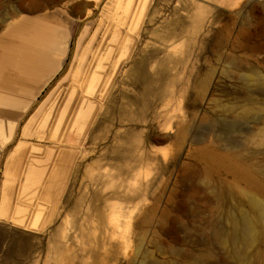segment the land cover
Segmentation results:
<instances>
[{"label":"rangeland","instance_id":"rangeland-1","mask_svg":"<svg viewBox=\"0 0 264 264\" xmlns=\"http://www.w3.org/2000/svg\"><path fill=\"white\" fill-rule=\"evenodd\" d=\"M41 1L0 0V264L264 257V0Z\"/></svg>","mask_w":264,"mask_h":264},{"label":"bare ground","instance_id":"bare-ground-1","mask_svg":"<svg viewBox=\"0 0 264 264\" xmlns=\"http://www.w3.org/2000/svg\"><path fill=\"white\" fill-rule=\"evenodd\" d=\"M23 6V4L22 3H20L19 4V7H22ZM46 5H45V2L43 1H41V0H31V4H30V8H31V10H33V11H39L41 8H44ZM127 6V5H126ZM128 7H129V5H128ZM127 7V8H128ZM124 9V8H123ZM89 12V10L87 9L86 10V13H88ZM123 12V11H122ZM124 20V19H123ZM32 22H33V20H32ZM22 26V25H21ZM24 26V25H23ZM32 28V27H31ZM27 29V28H26ZM30 29V28H29ZM35 29V28H34ZM22 30H24V28L22 29V28H19L18 30H14V28H11V32H12V34L14 33V34H19L18 36H19V40L22 42V43H24V44H29V43H34V42H36L37 40H39V38H38V36L37 35H35V32L33 33V32H31L30 31V33L32 34V36L31 37H28L27 36V33H25L24 31H22ZM31 30V29H30ZM27 32H28V30H27ZM9 33H10V31H9ZM29 33V34H30ZM28 34V35H29ZM5 36V35H4ZM11 36V35H10ZM111 37V36H110ZM10 38H12V36L10 37ZM17 38V37H16ZM38 38V39H37ZM15 39V38H14ZM13 39V40H14ZM45 38L44 37H42L41 36V41L42 40H44ZM28 46H30V44L28 45ZM50 47H53L54 48V42H53V39H51V45H50ZM27 48V47H26ZM25 48V49H26ZM23 49H24V47H23ZM1 50V49H0ZM4 50V49H3ZM23 51V50H22ZM25 51H27V50H25ZM5 54L4 55H2V54H0V55H2V57H0V58H2L3 59V61H8L9 63H7L8 64V67H9V64H10V66H11V64L13 63V62H15L16 61V58H15V56L13 55V53H12V55H11V49H6L5 51ZM114 52V51H113ZM26 53V52H25ZM22 55H23V53H22ZM28 55V54H27ZM102 55V54H101ZM24 57H25V55H24ZM29 57H30V54H29ZM101 57V56H100ZM96 58V57H95ZM99 58V57H98ZM23 59V58H22ZM40 60V59H39ZM99 60H100V58H99ZM93 61H95L94 59L92 60V63L91 62H89V64L87 65V67H86V70H85V72H86V75L84 76L85 78H84V81H85V79L88 77V75H92V79H91V82L88 84L89 86H87L88 88H87V90H86V93H85V96H87L88 94H89V91L92 89V86L94 85L93 83H94V80H95V76L96 75H99L100 77H103L101 74H102V71H101V74H99L98 73V70H103V68H102V64H98L97 63V65H94V63L95 62H93ZM2 62V61H1ZM49 66H48V72H46V73H44V75L41 77V81H42V79L43 80H45L46 79V77H48L49 76V74H51V72H53L54 70H55V65L57 64V62H54L53 60H52V58H50L49 59ZM15 64H16V62H15ZM27 64V63H26ZM17 65V64H16ZM16 65L14 66L13 65V67L15 68L16 67ZM35 65V64H34ZM99 65V66H98ZM30 66V65H29ZM39 66V65H38ZM84 66H85V63H83L82 61L79 63V66H78V68L76 69V72H75V74H76V78L78 79L80 76L82 77L83 76V74L85 73L84 72ZM95 66V70L94 71H92V68ZM98 66V67H97ZM6 67V66H5ZM33 67V66H32ZM31 67V68H32ZM11 68V67H10ZM13 69V68H12ZM39 69V68H38ZM16 70V69H15ZM4 71V70H3ZM22 71V70H21ZM33 71V70H32ZM55 72V71H54ZM18 73V72H17ZM92 73V74H91ZM31 75V74H30ZM29 75V76H30ZM39 77V76H38ZM4 79V78H3ZM8 79H10V78H8ZM7 80V79H6ZM16 80H18V79H16ZM15 80V81H16ZM10 82V81H9ZM12 82V81H11ZM17 82V81H16ZM15 83V82H14ZM7 84V83H6ZM10 84V83H9ZM8 84V85H9ZM83 84V83H82ZM93 84V85H92ZM99 84V83H98ZM7 85V86H8ZM15 85V84H14ZM17 86V85H16ZM98 87V86H97ZM80 88V87H79ZM8 91V90H7ZM73 92V94L70 96L71 98H69L70 100H68V101H70L68 104L71 106V107H73V112H78V111H81L82 110V106H81V102L79 101V90H76V91H72ZM93 92H94V89H93ZM93 92H92V94H93ZM1 94V93H0ZM10 94V93H9ZM12 94V93H11ZM88 97V96H87ZM2 101V100H1ZM5 101V100H4ZM1 103V102H0ZM66 104V103H65ZM65 104H64V108H65ZM2 104H0V106H1ZM4 105V104H3ZM3 107V106H2ZM2 111V110H1ZM68 111V110H67ZM70 111V110H69ZM1 119V118H0ZM38 124V123H37ZM38 167V166H37ZM34 171V170H33ZM36 172V171H35ZM44 191V190H43ZM241 213H240V208H238L236 211H234V212H232L231 213V216H232V218L234 219V225H235V228H237V225H238V221L236 220V218L238 217L239 219L241 218ZM243 223H244V230H245V238L247 239V238H252L253 236H254V234H255V228H256V226L260 223V220L259 219H256V218H251V217H244L243 219ZM261 221H262V224H263V226H264V211H263V213H262V217H261ZM254 264H264V257H257L256 259H255V261H254Z\"/></svg>","mask_w":264,"mask_h":264},{"label":"water","instance_id":"water-1","mask_svg":"<svg viewBox=\"0 0 264 264\" xmlns=\"http://www.w3.org/2000/svg\"><path fill=\"white\" fill-rule=\"evenodd\" d=\"M84 12V8L82 7V9L80 10L79 14Z\"/></svg>","mask_w":264,"mask_h":264},{"label":"crops","instance_id":"crops-1","mask_svg":"<svg viewBox=\"0 0 264 264\" xmlns=\"http://www.w3.org/2000/svg\"><path fill=\"white\" fill-rule=\"evenodd\" d=\"M49 66V62H48V64H47V67ZM49 69V68H48ZM48 72V71H47ZM46 73V72H45ZM52 73V72H51Z\"/></svg>","mask_w":264,"mask_h":264}]
</instances>
